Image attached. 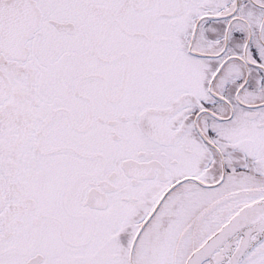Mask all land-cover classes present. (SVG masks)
<instances>
[{
	"label": "snow or ice",
	"instance_id": "6c2138e0",
	"mask_svg": "<svg viewBox=\"0 0 264 264\" xmlns=\"http://www.w3.org/2000/svg\"><path fill=\"white\" fill-rule=\"evenodd\" d=\"M0 264H264V0H0Z\"/></svg>",
	"mask_w": 264,
	"mask_h": 264
}]
</instances>
